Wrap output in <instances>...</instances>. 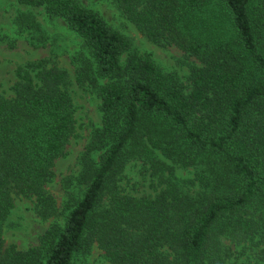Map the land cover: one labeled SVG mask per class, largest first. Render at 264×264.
<instances>
[{"label":"trees","instance_id":"obj_1","mask_svg":"<svg viewBox=\"0 0 264 264\" xmlns=\"http://www.w3.org/2000/svg\"><path fill=\"white\" fill-rule=\"evenodd\" d=\"M16 2L62 20L80 40L75 82L99 98L101 127L79 158L63 222L36 247L6 245L17 200H30L41 220L56 214L46 186L74 130L68 71L47 59L16 68L13 95L0 94V264H74L93 246L106 264H230L225 240L264 233V217L251 213L264 208V40L253 26L255 10L264 25V0H110L148 41L199 63L184 83L81 0ZM210 6L232 40L200 39L197 13ZM155 151L199 169L200 186L168 180L154 195L126 191L127 163Z\"/></svg>","mask_w":264,"mask_h":264},{"label":"rangeland","instance_id":"obj_2","mask_svg":"<svg viewBox=\"0 0 264 264\" xmlns=\"http://www.w3.org/2000/svg\"><path fill=\"white\" fill-rule=\"evenodd\" d=\"M81 2L99 12L112 28L126 36L134 51L140 55H148L159 68L173 74L181 82L186 81L190 68L199 64L194 59L186 58L174 46H160L148 41L118 13L110 0H81ZM200 12L197 15H201L205 23L200 39H209L207 38L209 34L212 38L214 36V41L219 44L232 40L228 23L220 12L214 10L212 6ZM253 26L259 42H262L264 25L258 18L256 10L253 14ZM0 35L6 38L0 41V94L6 97L13 95L11 87L16 80L15 70L19 65L42 59L50 60L65 68L71 80L69 93L74 107V130L64 156L55 162L54 178L46 186L55 200L56 214L48 220H41L34 212L30 200L19 199L15 202V208L4 229L6 245H14L18 250L24 251L38 246L40 239L53 223L63 222L69 202L66 192L69 186L76 184L75 178L81 168L79 158L101 127L100 100L90 88L75 82V68L83 50L80 40L62 20L49 18L41 8L22 6L16 0H0ZM99 153L101 154V152L94 154L96 161ZM148 161L141 158L127 163L120 182L126 191L138 196L154 195L156 190L168 185V180L183 189L186 186L193 189L192 183L196 185L195 189L200 186L199 169L175 164L157 151L154 152V159L149 157ZM258 209L256 212L250 210L252 216L257 219L261 215L264 217V208ZM260 230L257 231L258 235L239 244L224 241L231 249L230 264H264V259L261 258L264 254L262 253L264 233L262 234L261 228ZM74 264H106V262L102 251L93 246L89 252L81 251L77 254Z\"/></svg>","mask_w":264,"mask_h":264}]
</instances>
